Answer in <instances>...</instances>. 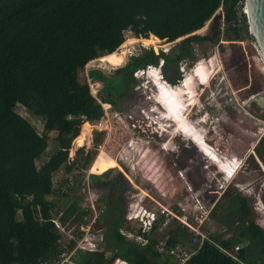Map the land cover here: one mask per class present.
I'll list each match as a JSON object with an SVG mask.
<instances>
[{"label":"trees","instance_id":"trees-1","mask_svg":"<svg viewBox=\"0 0 264 264\" xmlns=\"http://www.w3.org/2000/svg\"><path fill=\"white\" fill-rule=\"evenodd\" d=\"M242 4L243 0H0V264H50L73 249L75 239H68L63 246L64 234L53 220L63 227L67 219L79 224L86 210L61 191L70 201L58 211L51 196L59 195L53 177L60 168L69 173L89 163L90 152L81 158L80 149L74 156L70 150L72 141L76 146L87 144L89 125L84 123L101 119L103 104L114 109L116 101L129 98L135 84L132 73L156 65L158 59L162 60V77L177 84L181 80L177 64L196 60L197 45L217 41L216 26L208 35L196 33L216 12L217 18L222 13L224 40L252 41L240 12ZM126 30L144 36L148 41H142L144 46H156L159 39L173 43L166 52L155 53L143 46L135 53L117 52ZM92 60L113 68L107 76L98 70L88 73L101 84L99 103L90 94L86 77L80 75ZM212 62V58L203 62L208 80ZM168 64L174 65V78L165 77ZM196 73H192L196 80L193 87L206 85ZM16 104L40 119V133L14 110ZM49 132L54 133L55 147L46 154ZM106 143H113L109 135ZM105 144L101 156L106 167L88 173L92 188L111 189L94 225L102 232L101 247L92 252L75 249L72 258L79 264H112L115 260L173 264L169 257L157 256L155 241L185 245L190 234L176 220L157 229V219L144 231H131L124 225V208L119 207L118 198L126 181L113 170L117 165L125 172V165L123 158L108 155ZM69 150L73 158L67 163ZM253 151L258 157L264 155V134ZM44 154L47 157L36 163ZM113 173H117L113 178H100ZM226 189L209 211V220L225 231L208 233L183 264H264V230L255 222L247 198L235 189ZM71 234L80 236L77 226ZM137 236L146 243L141 245ZM234 246L238 248L234 250Z\"/></svg>","mask_w":264,"mask_h":264},{"label":"rangeland","instance_id":"rangeland-1","mask_svg":"<svg viewBox=\"0 0 264 264\" xmlns=\"http://www.w3.org/2000/svg\"><path fill=\"white\" fill-rule=\"evenodd\" d=\"M211 20H208L202 30L196 33L210 34L211 27L214 25ZM221 35L219 34L213 45L205 41L196 46V60L200 59L194 68L196 70L191 69L196 60L190 64L182 60L177 64V70L182 79L176 83L179 85L183 82L181 94L175 87L177 84L174 86L170 84L169 87L162 85L161 79L157 81V73L153 74V71L147 73V76L144 72L137 73L136 76L132 73L135 84L131 96L116 101L114 109L107 106L102 118L98 121L84 123V125H89L87 144L81 147L76 146L72 141L70 150L72 149L74 156L75 150L80 149L79 157L81 158L90 152L88 160V165H90L81 169L77 168L69 173H64L62 168L56 172L53 184L59 190V195L51 196L55 198L56 210L61 211L70 201H67V197L61 196V191L66 192L70 198H74L82 209H86L85 213H87L91 198H95L94 207L98 212L104 208L109 193L105 188L93 189L88 183V173L91 169L106 167L107 164L101 155L104 154L102 146L109 135L113 143L111 145L106 143L105 151L110 156L123 158L125 165V172H121L114 164L113 172L118 171L126 181V186L122 189V200L126 205L129 202H137L138 206L141 205L146 210L153 211L160 209L161 205L173 213L178 205H184L188 213L192 214L191 207H198L200 202L205 203L206 198L208 200L210 197L212 200L221 198L224 191L220 195H213L216 188L212 186H215L216 181L223 180L227 181L224 186L225 188L228 185L226 191L235 189L247 198L251 211H253L252 206L258 207L257 212L253 211L252 216L264 230V209L258 206V203L255 204L256 199L254 198L256 192H264V182L260 186L253 182L257 175H254L256 171L253 169L256 162L251 154L258 137L264 132V64L257 54L253 41L245 38L224 40ZM141 38H144L141 34L135 35L130 30L124 31V40L116 51L135 53L139 47L143 46L151 47L155 53L159 50L165 52L173 43H164L162 39H159L156 46L150 44L144 46ZM207 58H212L213 61L210 79L206 85L193 87L196 80L192 73L197 72L196 75L200 74L204 78L201 71L203 62ZM233 58L243 60L246 63L245 67L238 68ZM190 69L191 74L184 77ZM91 70L101 71L107 76L113 72V68L104 67L103 62L92 60L86 63L80 72V75L88 79L90 94L98 100L97 93L101 84L88 77ZM164 74L167 79L174 78V65L168 64ZM185 78L187 79L184 83ZM152 80L156 88L151 83ZM250 86L257 87L255 93H252ZM257 93L258 95H255ZM182 95L187 103L185 111L187 119H185V104ZM252 95H255L254 98H250ZM257 97H263V104L255 101ZM146 104H151L153 111L151 115L153 118L157 117L158 122L160 120L165 127L164 131L158 129L157 124L150 122L152 116L146 114L144 107ZM14 110L25 118L38 133L41 132L40 119L29 114L19 104L15 105ZM191 122L195 123V126ZM180 128L186 137L178 132ZM196 128L207 134L208 142ZM170 131L172 134H169ZM173 131H177L176 134ZM53 138L54 133L49 132L46 154H49L55 147ZM94 139H97V143H94ZM167 141L169 143L163 147ZM70 150L67 163L73 158V156L70 157ZM46 154L42 155L36 163L43 161L47 157ZM234 157L238 163L232 159ZM131 165L132 169L128 170ZM116 175L117 173H113L100 178L105 176L113 178ZM64 179H69L70 182L66 184L63 182ZM188 187L193 192L196 190L199 196L191 199L190 192H187ZM138 206L134 207L135 210L139 208ZM90 211L89 208V214H91ZM172 220L174 219L169 222ZM77 225V222L67 219L64 227L61 225V230L69 233ZM124 225L131 231L137 227L134 221H126ZM202 230L207 236L213 231L223 233L225 228L208 220ZM67 239L68 237L64 234L61 242L66 243ZM64 254L67 255L69 252ZM114 264L125 263L117 261Z\"/></svg>","mask_w":264,"mask_h":264},{"label":"built area","instance_id":"built-area-1","mask_svg":"<svg viewBox=\"0 0 264 264\" xmlns=\"http://www.w3.org/2000/svg\"><path fill=\"white\" fill-rule=\"evenodd\" d=\"M240 12L245 15V8L243 4L240 7ZM216 28L219 31V34H222L223 21L221 12L219 13ZM161 63L162 60L159 59L158 64ZM150 68V65H147L143 69L136 70L133 75L136 76L137 73L140 74L142 72L146 73L147 71H150ZM103 109L105 110V107H103ZM180 172H182V170H180ZM225 182L227 181H216V184H214L215 186H212L218 190L217 195H220V193L223 192L226 188H224ZM87 184L86 187H88ZM187 190V192H190L189 197L191 199H194L195 196L193 195V193L196 192V190L193 192L190 187H188ZM216 199L217 198L212 200L210 197L208 200L206 198L205 203L200 202V205L198 207H191L192 214L188 213L187 207L184 205H178V207H176L174 210L175 213H173L171 211H168L165 207L161 205L160 209H158L157 211H153L146 210L141 205L138 206L137 202H129L126 205V211L124 210V219L126 221L136 222V229L140 231L150 229V227L157 219H159L157 222V229H161V227L165 226L171 219L176 220L181 226L186 228V231L190 234L188 245L185 246L179 243L171 245L167 244L164 239H158L155 241L153 249L159 258L167 256L171 259L173 264H183L190 257V255L194 253V245L200 243L203 239H207V236L205 235V232L202 230V228L204 227L205 223L209 220V211L215 203ZM94 200L95 198H91L89 201V208L91 210V214H89V208H87V213H85L81 217L80 222L77 225V229L80 232V236L78 237L73 236L71 234V231L69 233H65V231H62L61 224L56 219L53 220L55 227L63 234H66L68 239H75V245L72 250L68 251L69 254L65 255L64 253H62L57 260H54L50 264H79L75 259L71 257L75 249L89 252L97 251L100 249L102 243V232L99 228H96L94 226L96 223V218L100 212L95 209ZM136 206L139 207L137 210H135ZM137 238L141 240V245H144L146 243V239H142L139 236H137ZM62 245L64 246L66 245V243H63ZM237 248L238 246H234V250H236ZM223 252L233 257L229 252L225 250H223Z\"/></svg>","mask_w":264,"mask_h":264},{"label":"flooded vegetation","instance_id":"flooded-vegetation-1","mask_svg":"<svg viewBox=\"0 0 264 264\" xmlns=\"http://www.w3.org/2000/svg\"><path fill=\"white\" fill-rule=\"evenodd\" d=\"M234 59V61H236L235 62V65H237V67L238 68H241L242 66L243 67H245V62H243V60H238L237 58H233ZM233 63V62H232ZM243 64V65H242ZM202 72V75L204 76V81H207V83H208V77H207V75H206V73L205 72H203V71H201ZM175 87H177V89H179V93L181 94V90H182V88H181V85H175ZM251 87V90L253 91V92H256L255 90H256V86H250ZM252 92V93H253ZM262 93V92H261ZM255 95H258V93L257 94H255ZM255 95H252L250 98H254V96ZM183 96V95H182ZM180 100H181V98H180ZM262 100H263V97H257L256 99H255V101L256 102H258L259 104H261L262 103ZM183 101H184V104H185V110H184V113L186 114V106H187V103H186V100H185V98H184V96H183ZM253 101V100H252ZM158 104V103H157ZM263 104V103H262ZM264 105V104H263ZM160 106V105H159ZM145 110L147 111L146 112V114H148V115H151V113H153V111H152V108H151V104H146L145 106ZM263 109H264V106H263ZM197 111H199V110H197ZM152 116V119H150L151 121V123H155V124H157L158 126V129H160L161 131H164L165 130V127L162 125V123L160 122V120H159V122H158V119H157V117H155V118H153V115H151ZM148 117V116H147ZM148 118H150V117H148ZM153 119H156L155 121L153 120ZM173 122V121H172ZM174 123V122H173ZM191 123H193V122H191ZM194 124V123H193ZM194 126H195V124H194ZM197 129V128H196ZM198 131H200L199 129H197ZM175 132V134H176V132L177 131H173V133ZM178 132H180V133H182L185 137H186V134L184 133V131L180 128V129H178ZM180 133H179V135H180ZM200 133H202L203 134V132L202 131H200ZM169 134H172V132L170 131L169 132ZM205 134V139H206V141L208 142V139H207V134L206 133H204ZM203 134V135H204ZM264 134V132L263 133H261V136ZM260 136V137H261ZM259 137V138H260ZM190 140V139H189ZM193 142V141H192ZM167 143H169L168 141L167 142H165V144L167 145ZM165 144L163 145V147L165 146ZM193 144H194V142H193ZM195 145V144H194ZM196 146V145H195ZM197 147V146H196ZM198 148V147H197ZM198 150L199 151H201L199 148H198ZM251 154H252V156L255 158V162H256V164H255V168L253 169V171H256L255 173H254V175L256 176L257 175V177L253 180V182H255L256 184L255 185H257V186H260V185H262L261 183H263L264 182V155L262 156V157H258L255 153H254V151H253V149L251 150ZM207 159H209L208 157H206ZM235 158V157H234ZM210 160V159H209ZM211 161V160H210ZM235 161L238 163V160L235 158ZM212 162V161H211ZM238 166H239V164H238ZM227 187V186H226ZM122 192L123 191H121L120 192V194H119V207L122 209V208H124L125 209V205H126V203H125V201L123 202V200H122ZM127 193V192H126ZM214 194V193H213ZM217 196V195H216ZM127 198V197H126ZM254 198L256 199V201H255V204H257L258 203V206H260L262 209H264V192L262 193L261 191L260 192H256V195H254ZM108 202V201H107ZM257 209H258V207H253L252 206V210L253 211H256L257 212ZM252 211V212H253ZM256 222V221H255Z\"/></svg>","mask_w":264,"mask_h":264},{"label":"water","instance_id":"water-1","mask_svg":"<svg viewBox=\"0 0 264 264\" xmlns=\"http://www.w3.org/2000/svg\"><path fill=\"white\" fill-rule=\"evenodd\" d=\"M247 32L256 46L257 54L264 64V0H243ZM213 26L216 25L217 17L212 15ZM209 19V21H210ZM255 93V92H253ZM96 103H99L96 100Z\"/></svg>","mask_w":264,"mask_h":264},{"label":"clouds","instance_id":"clouds-1","mask_svg":"<svg viewBox=\"0 0 264 264\" xmlns=\"http://www.w3.org/2000/svg\"><path fill=\"white\" fill-rule=\"evenodd\" d=\"M213 15H215V14H213ZM217 15H218V13H217ZM245 16V15H244ZM217 21H218V18H217ZM216 25H217V22H216ZM215 25V26H216ZM166 52V51H165ZM159 60V59H158ZM161 65H162V63L161 64H158V61H157V64L156 65H150V67L151 68H153L152 70H150V71H153V74L154 73H157V75H156V80L158 81V79H161V83H162V85H164V86H166V87H169V85L171 84V85H174V84H172V83H170L169 81H167V80H165V78L164 77H162V73H161ZM160 72V73H159ZM134 73V72H133ZM183 76V75H182ZM163 78V79H162ZM180 79H182V77H180ZM179 79V80H180ZM178 80V81H179ZM177 81V82H178ZM87 82H88V80H87ZM151 83L154 85V82H153V80L151 81ZM155 86V88L157 87L156 85H154Z\"/></svg>","mask_w":264,"mask_h":264},{"label":"bare ground","instance_id":"bare-ground-1","mask_svg":"<svg viewBox=\"0 0 264 264\" xmlns=\"http://www.w3.org/2000/svg\"><path fill=\"white\" fill-rule=\"evenodd\" d=\"M138 40H139V39H138ZM141 41H147V40L142 38ZM128 42H129V41H128ZM147 42H148V41H147ZM150 43H152V42H150ZM199 62H200V59L196 60V61H195V65H193L191 69L196 70V69H194V68L198 65ZM191 69L189 70L190 72L188 71L187 73L184 74V77H185L186 75L189 76V73L191 74ZM149 72H150V71H147V72L145 73V74H146L145 76H147V73H149ZM186 79H187V78L183 79V80H184V83H185V80H186ZM182 83H183V82H180L179 85H182ZM177 85H178V84H177ZM232 159H235V158H232ZM193 195H194L195 197H198V196H199V194L196 193V192L193 193Z\"/></svg>","mask_w":264,"mask_h":264},{"label":"crops","instance_id":"crops-1","mask_svg":"<svg viewBox=\"0 0 264 264\" xmlns=\"http://www.w3.org/2000/svg\"><path fill=\"white\" fill-rule=\"evenodd\" d=\"M88 80V79H87ZM98 101V100H97ZM99 102V101H98ZM104 105V106H103ZM102 105V107H105V105L106 106H108L107 104H103ZM106 108V107H105ZM105 111V110H104ZM87 122H89V121H87ZM97 187H93V189H96ZM99 188V187H98ZM105 189H107V191H108V193L110 192V188H105ZM108 197V196H107ZM106 197V202L108 201V198ZM185 246H187V245H185ZM117 261H121V260H115L112 264H114L115 262H117ZM122 263H124L123 261H121Z\"/></svg>","mask_w":264,"mask_h":264}]
</instances>
